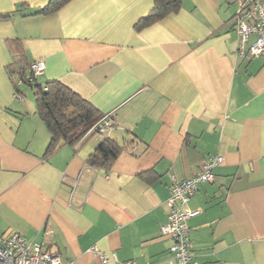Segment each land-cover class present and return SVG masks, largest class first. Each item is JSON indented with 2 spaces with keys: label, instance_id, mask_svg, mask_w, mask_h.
<instances>
[{
  "label": "crops",
  "instance_id": "0c3cea01",
  "mask_svg": "<svg viewBox=\"0 0 264 264\" xmlns=\"http://www.w3.org/2000/svg\"><path fill=\"white\" fill-rule=\"evenodd\" d=\"M48 1L0 0V235L19 232L68 264H163L171 175L189 178L218 154L213 180L185 205L199 210L186 220L193 259L264 264V58L237 54V0H181L139 29L152 0L34 13ZM35 59L39 83L58 80L113 111L105 134L46 151L35 87L17 76ZM105 137L120 152L93 166Z\"/></svg>",
  "mask_w": 264,
  "mask_h": 264
},
{
  "label": "built area",
  "instance_id": "2783aa9c",
  "mask_svg": "<svg viewBox=\"0 0 264 264\" xmlns=\"http://www.w3.org/2000/svg\"><path fill=\"white\" fill-rule=\"evenodd\" d=\"M234 29L237 37V54L245 59L262 56L264 58V0H237V8L233 14ZM252 41L246 45L248 39ZM33 76L39 75L44 62L36 59L30 64ZM16 96H20L18 92ZM113 123V111L103 113L90 127L89 133L105 134ZM222 161L221 155L209 156L199 169L189 178L177 180L171 175L167 220L161 224V234L168 236L171 243L168 247L170 257L163 264H203L193 259L189 249L187 218L198 213V209H189L185 205L197 185L211 182L213 169ZM103 261L107 257L102 258ZM0 264H68L59 256L40 243L26 239L22 234L11 231L0 235ZM124 264H139L136 260L124 261Z\"/></svg>",
  "mask_w": 264,
  "mask_h": 264
},
{
  "label": "trees",
  "instance_id": "16d2710c",
  "mask_svg": "<svg viewBox=\"0 0 264 264\" xmlns=\"http://www.w3.org/2000/svg\"><path fill=\"white\" fill-rule=\"evenodd\" d=\"M66 1L68 0H49L34 13L44 14L55 11ZM180 3L181 0H152L151 9L141 16L134 26L139 29L167 14L176 12ZM7 16L8 14L0 15V19ZM33 61L28 64L29 73L18 72L17 76L19 81L35 87L36 112L50 133V140L46 148V151L50 152L58 140L73 143L83 137L103 113H100L90 102L58 80H49L45 84L39 83L38 75L34 77L30 68ZM120 149L121 147L114 140L105 137L89 156L88 162L96 167L108 168Z\"/></svg>",
  "mask_w": 264,
  "mask_h": 264
},
{
  "label": "rangeland",
  "instance_id": "374dc122",
  "mask_svg": "<svg viewBox=\"0 0 264 264\" xmlns=\"http://www.w3.org/2000/svg\"><path fill=\"white\" fill-rule=\"evenodd\" d=\"M24 90L26 92V95L31 94L33 96V92L29 87H24Z\"/></svg>",
  "mask_w": 264,
  "mask_h": 264
}]
</instances>
